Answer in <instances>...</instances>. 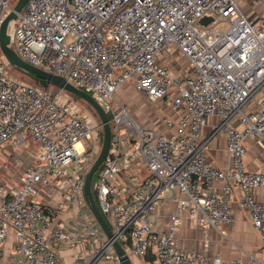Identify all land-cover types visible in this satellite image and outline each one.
I'll list each match as a JSON object with an SVG mask.
<instances>
[{"label": "built area", "instance_id": "2783aa9c", "mask_svg": "<svg viewBox=\"0 0 264 264\" xmlns=\"http://www.w3.org/2000/svg\"><path fill=\"white\" fill-rule=\"evenodd\" d=\"M12 9L10 0H0V25ZM206 16L213 19L201 24ZM9 32L21 58L93 95L114 124L92 190L129 255L153 253L159 264H224L180 250L177 229L184 211L201 226L218 229L231 222L235 185L264 244V202L253 192L264 187V164L250 170L244 163L249 137L264 145V9L255 19L237 0H28ZM174 54L189 62L184 75L163 60ZM128 81L147 99L177 108L176 119L160 117L171 133L132 118L115 95ZM55 89L19 81L0 55V147L27 140L36 145L35 161L18 182H0V247L12 230L14 264H61L59 243L86 245L85 264H120L85 198V177L99 154L87 141L102 124L86 120L62 99L68 93ZM260 91L262 98L255 99ZM252 99L254 106L246 107ZM221 135L229 156L224 169L206 153L209 141ZM126 141L149 174L121 185L119 177L131 165L122 150ZM214 181L222 182L220 189ZM53 182L66 202L78 204L72 230L53 225L52 211L36 200L40 186ZM167 201L176 202V212L157 232L152 213Z\"/></svg>", "mask_w": 264, "mask_h": 264}, {"label": "crops", "instance_id": "0c3cea01", "mask_svg": "<svg viewBox=\"0 0 264 264\" xmlns=\"http://www.w3.org/2000/svg\"><path fill=\"white\" fill-rule=\"evenodd\" d=\"M244 12L251 18H259L264 9V0H237ZM259 4L261 8H251V5ZM141 102H145V107L137 108L132 117L138 122L146 123L144 113L146 110H153L155 103L158 112L148 111L150 121L142 125L149 129H158L161 132L171 133L174 129H167L160 122V117L164 114L176 119L179 115L177 108L169 101H152L143 96ZM149 100V101H148ZM155 102V103H153ZM159 102V103H158ZM160 106V107H159ZM135 107V106H134ZM139 123V122H138ZM140 124V123H139ZM141 125V124H140ZM210 132V125L202 130L205 137ZM247 152L244 156V163L250 170L261 169L264 164V145L260 144L256 138L249 137L246 141ZM123 153L129 155L131 160L130 168L124 171L119 177L121 185L130 180L139 179L149 174V170L144 160L135 152V148L130 141L124 142ZM207 159L215 167L224 169L228 165L229 156L226 146L225 136L213 137L206 149ZM35 161V157H34ZM33 161V163H34ZM32 164V163H31ZM30 164V165H31ZM19 175L14 182H2L13 184L18 182ZM213 186L220 189L222 182L214 181ZM255 197L264 202V187H257L253 190ZM242 191L238 185L234 186L231 194V204L234 218L231 222L223 224L216 229L211 226H201L197 220L188 212L182 213L183 221L178 226V247L180 250H195L211 258L219 257L224 264H264V244L262 233L256 228L250 218L248 210L240 204ZM36 200L52 211L53 225L65 223L69 230L78 220V204L69 203L65 200V193L56 182L46 186H40ZM177 204L174 201H167L158 204L152 213L153 228L157 232H163L171 222V216L176 212ZM15 237L11 230L6 241L0 247V264H14ZM127 246H125L126 248ZM128 248V247H127ZM57 250L61 257V264H85L89 256V248L84 244L67 246L63 243L57 244ZM134 264H159L153 253L145 256L130 254Z\"/></svg>", "mask_w": 264, "mask_h": 264}, {"label": "water", "instance_id": "95a60500", "mask_svg": "<svg viewBox=\"0 0 264 264\" xmlns=\"http://www.w3.org/2000/svg\"><path fill=\"white\" fill-rule=\"evenodd\" d=\"M27 1L28 0H18L16 5L13 6V9L3 19L0 25V49L7 62L14 69L22 72L23 74L29 76L32 79L44 80L48 85L54 86L60 90L79 96L97 112L103 127V141L100 152L85 177V198L88 207L91 210L93 216L95 217L98 225L105 233V235L110 240H112V244L117 253L120 264H134L127 250L124 248L121 242L115 238L114 232L109 223L107 222L105 216L101 212L92 190L93 176L96 171L100 168L105 157L107 156L112 141V128L108 116L101 104L93 95L81 88L76 87L63 76L53 74L51 72L45 71L40 67L28 63L23 58H21L15 51L11 44V35L9 32V28L10 24L16 20L17 12L23 9ZM212 19L213 17L206 16L203 17L200 22L201 24H208Z\"/></svg>", "mask_w": 264, "mask_h": 264}, {"label": "rangeland", "instance_id": "374dc122", "mask_svg": "<svg viewBox=\"0 0 264 264\" xmlns=\"http://www.w3.org/2000/svg\"><path fill=\"white\" fill-rule=\"evenodd\" d=\"M18 0H10L11 5H16ZM261 8V5L259 4H253L251 5V8ZM12 33V31H11ZM14 36H12V39ZM13 42V40H12ZM14 45V44H13ZM2 51L0 49V55H2ZM163 60H166V64H168L170 67L175 69L179 75H184L186 71L189 70V62L182 56L181 54H174L170 55ZM11 72L13 76H15L19 81L28 83V84H36L34 80H32L29 76L23 74L22 72L14 69L12 67ZM53 91H55V87H52ZM116 98L123 104H125L129 110L130 115L132 116L134 112H138L137 108H144L145 102H143L144 98H142L144 95L139 92L136 87L134 86V83L132 81L126 82L124 85H122L115 93ZM262 91H260L256 96L255 99H261L262 98ZM79 97V96H78ZM62 99L66 100L68 99L71 101V104L74 105L75 111L84 116L86 120L89 122H97L98 124H101L100 118L97 114V112L83 99L80 97H71L68 94H62ZM255 99H252L248 101L246 107H253L255 104ZM141 100H143L141 102ZM149 101V100H148ZM155 103V102H153ZM159 103V102H158ZM112 104L114 108H118L117 102L115 99L112 100ZM135 106V107H134ZM155 108H158V105L155 103ZM160 107V106H159ZM155 108L153 110H146L144 113V117H146V123L150 121V114L148 111H153V113L156 114L158 112ZM133 118V117H132ZM141 125H144L146 123H142L138 121ZM114 125V124H112ZM111 125V126H112ZM103 141V127H101L98 132L93 133L91 138L87 141V143H93L96 148L99 147V152L102 146ZM36 153V145L30 141L27 140L24 144L21 146L15 145L12 143H7L4 146L0 147V182H14L18 175L31 163L33 164L34 157ZM99 173V170L96 171V173L93 176V180H96V177Z\"/></svg>", "mask_w": 264, "mask_h": 264}, {"label": "trees", "instance_id": "16d2710c", "mask_svg": "<svg viewBox=\"0 0 264 264\" xmlns=\"http://www.w3.org/2000/svg\"><path fill=\"white\" fill-rule=\"evenodd\" d=\"M11 69H12V66H11ZM32 79V78H31ZM32 80H34V82L36 83V84H34V85H39V86H44V87H47V86H49V87H54V86H51V85H48L47 83H46V81H44V80H35V79H32ZM56 88V87H55ZM66 93H68V92H66ZM69 95H71V97H77V98H79L77 95H75V94H71V93H68ZM95 180H93L92 182H94ZM93 194H94V197H95V199L97 200V194H96V192L95 191H93ZM104 215V214H103ZM105 216V218H106V220H107V222L109 223V225L111 226V223H110V221H109V219L107 218V216L106 215H104ZM95 222L97 223V221L95 220ZM148 254H150V253H148Z\"/></svg>", "mask_w": 264, "mask_h": 264}]
</instances>
